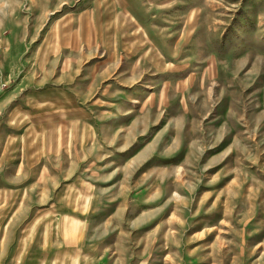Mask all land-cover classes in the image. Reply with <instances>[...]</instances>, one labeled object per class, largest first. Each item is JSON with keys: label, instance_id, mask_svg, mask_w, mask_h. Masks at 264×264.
<instances>
[{"label": "rangeland", "instance_id": "obj_1", "mask_svg": "<svg viewBox=\"0 0 264 264\" xmlns=\"http://www.w3.org/2000/svg\"><path fill=\"white\" fill-rule=\"evenodd\" d=\"M24 237L264 264V0H0V264Z\"/></svg>", "mask_w": 264, "mask_h": 264}, {"label": "crops", "instance_id": "obj_2", "mask_svg": "<svg viewBox=\"0 0 264 264\" xmlns=\"http://www.w3.org/2000/svg\"><path fill=\"white\" fill-rule=\"evenodd\" d=\"M59 226H61V225H59ZM60 228L63 229V233L66 236H68L70 234V232L72 231L70 228L74 229L71 225H68L66 227V225H64V224H62V226ZM46 230L44 232H46ZM47 242H48V240L45 239V237L43 235V241H42L43 248L46 247ZM32 244H33V242L31 241V239L29 237H24V238L20 239V243L17 245V248L13 254V258H15V261L17 264H19L24 258H26V261H27L26 264H55L56 261L54 259H56V256H52L50 259H47L44 256H41L40 258H38V257L34 256L33 254H29L28 258H27L26 256H27V253L29 252V247H31ZM64 248H66V247H64ZM69 249H71V248H69ZM72 251L73 250H71L70 252H72ZM70 252H68L66 258L61 261V264H85L86 261L88 260V256L85 255L86 254L85 250H84L85 253H83L84 256H81V258L78 261H73L74 258L70 254Z\"/></svg>", "mask_w": 264, "mask_h": 264}]
</instances>
